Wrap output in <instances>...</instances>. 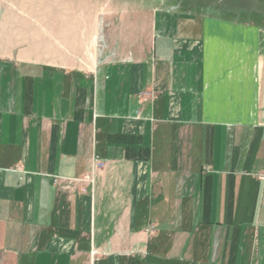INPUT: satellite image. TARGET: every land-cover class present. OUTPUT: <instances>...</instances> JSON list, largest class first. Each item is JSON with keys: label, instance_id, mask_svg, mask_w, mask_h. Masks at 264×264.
Segmentation results:
<instances>
[{"label": "crops", "instance_id": "crops-1", "mask_svg": "<svg viewBox=\"0 0 264 264\" xmlns=\"http://www.w3.org/2000/svg\"><path fill=\"white\" fill-rule=\"evenodd\" d=\"M208 8L0 0V264H264V26Z\"/></svg>", "mask_w": 264, "mask_h": 264}, {"label": "rangeland", "instance_id": "rangeland-1", "mask_svg": "<svg viewBox=\"0 0 264 264\" xmlns=\"http://www.w3.org/2000/svg\"><path fill=\"white\" fill-rule=\"evenodd\" d=\"M128 8H160L163 3L177 6L182 10L200 12L204 7L212 8L224 18L239 17L250 19L264 26V0H116ZM242 7L243 9L236 8ZM208 8V9H209ZM249 9V10H247ZM258 11V12H257ZM260 11V12H259Z\"/></svg>", "mask_w": 264, "mask_h": 264}, {"label": "built area", "instance_id": "built-area-1", "mask_svg": "<svg viewBox=\"0 0 264 264\" xmlns=\"http://www.w3.org/2000/svg\"><path fill=\"white\" fill-rule=\"evenodd\" d=\"M104 163L99 160L98 158H93V162H92V170L93 172L98 169V168H101L103 167ZM264 175V174H263ZM90 177L89 179H92L93 175L92 176H87V178Z\"/></svg>", "mask_w": 264, "mask_h": 264}]
</instances>
